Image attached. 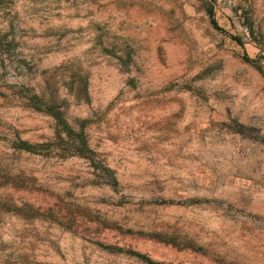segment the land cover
I'll return each mask as SVG.
<instances>
[{
    "label": "rangeland",
    "instance_id": "1",
    "mask_svg": "<svg viewBox=\"0 0 264 264\" xmlns=\"http://www.w3.org/2000/svg\"><path fill=\"white\" fill-rule=\"evenodd\" d=\"M15 12L16 49L0 52V264H143L97 243L163 264H264V0H10L6 23ZM71 69L87 102L62 85ZM32 94L88 121L115 185L84 158L15 147L54 136Z\"/></svg>",
    "mask_w": 264,
    "mask_h": 264
},
{
    "label": "trees",
    "instance_id": "2",
    "mask_svg": "<svg viewBox=\"0 0 264 264\" xmlns=\"http://www.w3.org/2000/svg\"><path fill=\"white\" fill-rule=\"evenodd\" d=\"M9 1L10 0H0V52L14 54L13 52L16 49L14 30L16 29V21L18 20H16L17 12H15L14 16L7 23L6 20H4L5 16L7 15L5 10ZM209 17L212 26L216 28L217 25L213 19V13L210 10ZM234 40L239 43V39L234 38ZM102 53L109 54L110 51L102 48ZM243 59L245 61H249L245 57H243ZM72 66L74 65L72 64ZM66 73L70 75V82H64L62 85L68 88V93L73 94L78 99H83L84 102H87L89 99L87 91V77L75 69L67 70ZM56 102L57 100L55 99L54 95L47 100L35 94H32L30 98H28V107L35 111L46 114L54 121V136L52 141L48 142V144L34 145L21 139L15 144V147L28 153H36L38 147L52 146L59 151V157L62 159L73 156L84 158L90 162L91 166L95 169V171L98 172L99 176L108 178L115 185L116 182L113 177V172L104 164V161L96 159L94 151L89 149L87 136L85 133V128L88 125V121L85 119H70V122L69 118L66 117L65 113L61 110V107L58 106ZM72 122L77 127V129L72 126ZM37 145L38 147H36ZM155 238L160 242L178 246L176 239H165L162 238L161 235H156ZM97 245L101 249L108 250L110 252H123L129 257H134L143 264H163L154 262L146 255L137 253L130 249L125 250L121 247L104 245L102 243H97Z\"/></svg>",
    "mask_w": 264,
    "mask_h": 264
},
{
    "label": "crops",
    "instance_id": "3",
    "mask_svg": "<svg viewBox=\"0 0 264 264\" xmlns=\"http://www.w3.org/2000/svg\"><path fill=\"white\" fill-rule=\"evenodd\" d=\"M256 51H258L257 48ZM256 86V131H258V129L264 128V81L257 70ZM258 181L264 182V146L256 141V183ZM261 199H264V193L259 195L256 189V214H264V203Z\"/></svg>",
    "mask_w": 264,
    "mask_h": 264
},
{
    "label": "built area",
    "instance_id": "4",
    "mask_svg": "<svg viewBox=\"0 0 264 264\" xmlns=\"http://www.w3.org/2000/svg\"><path fill=\"white\" fill-rule=\"evenodd\" d=\"M262 64H264V61H263V63ZM260 135H261V133L259 132V131H256V138H259L260 137Z\"/></svg>",
    "mask_w": 264,
    "mask_h": 264
}]
</instances>
